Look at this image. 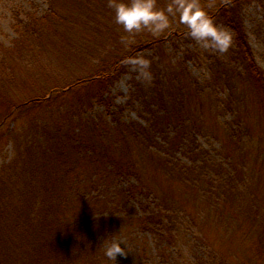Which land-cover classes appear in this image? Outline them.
<instances>
[{"label": "trees", "instance_id": "16d2710c", "mask_svg": "<svg viewBox=\"0 0 264 264\" xmlns=\"http://www.w3.org/2000/svg\"><path fill=\"white\" fill-rule=\"evenodd\" d=\"M67 1L87 9L93 19L121 2ZM252 1L264 19V0H208L203 12L184 15L194 24L214 20L231 32L226 50L223 45L208 50L210 68L225 95L239 86L254 91L255 107L242 104V96L227 101L232 110L247 108L263 120L264 30L254 31L260 39L256 48L245 23L246 4ZM68 18L53 0L44 12L28 10L16 17L11 51L27 65L24 78L6 62L13 55L6 54L9 46L0 45V264H115L104 248L106 238L118 234L150 264H264V198L251 190L256 177L247 175L245 166V150L255 136L235 112L225 125L234 144L225 140L213 149H225V160L217 156L221 149L207 154L198 142L193 103L195 90L202 89L185 64L194 52L174 63L164 55L146 62V70L133 76L125 105L111 97L132 54L163 46L165 37L188 40L190 25L181 18V26L164 27V36L137 35L127 50H81L94 63L74 76L62 72L65 59L61 66L58 57L57 69L42 64L54 51L46 50L47 42L64 39ZM78 51L65 50L66 58ZM128 105H137L139 119H124L122 108ZM179 162L184 165L178 167ZM157 164L172 181L196 185L202 177L212 189L217 183L226 187L234 204L223 201L224 212H210L207 228L217 227L215 220L224 225L220 240L228 249L216 247V232L201 230L200 213L192 220L195 216L158 188L150 176V166ZM239 237L245 247L238 253L230 248Z\"/></svg>", "mask_w": 264, "mask_h": 264}, {"label": "rangeland", "instance_id": "374dc122", "mask_svg": "<svg viewBox=\"0 0 264 264\" xmlns=\"http://www.w3.org/2000/svg\"><path fill=\"white\" fill-rule=\"evenodd\" d=\"M107 3L108 0H97ZM126 2H131V0H126ZM156 9L164 11L168 17V23L175 24L178 23L181 26V11L178 5H181L184 10V14L196 10L197 12H203L204 6L208 3V0H151ZM249 2L246 4L245 10V23L250 32V38L253 45L258 48L260 45V39L254 31L264 30V19L263 16L257 12V3ZM54 8L65 17L69 16V24L62 26L64 31V39L61 40L56 38L55 41L47 42L46 50H54L53 53H49L48 56L42 58V64L45 65L48 70L52 67L57 69L60 67L58 65L59 60L61 66L63 65V59L65 62V70L62 68V72L70 74L73 72L74 76L82 75L88 67L93 65V61L87 62L86 53L81 50H94L104 51L105 54H109L110 50H127L129 42L135 41L137 35L146 37L154 35H165V29H161L158 32L150 30L148 27H144L141 30H133L128 32L123 24L116 21V9L112 13H102L98 14V18L93 19V15L90 12L86 14L87 9L78 6L79 9L75 8L73 4H69L67 0H53ZM94 4V3H92ZM102 4V3H101ZM169 5H172V12H168ZM49 6V0H0V45L7 48L9 46L10 53L12 49V41L16 39L17 32L15 29L16 17L19 15L20 18L28 10L37 11L39 13L47 10ZM118 24L115 25V22ZM217 29L221 30L230 37V31L219 22L211 20ZM119 25V27H118ZM148 31L151 34H148ZM97 33V37H95ZM113 34V35H112ZM67 35V36H65ZM52 39V36H48ZM230 40V39H229ZM21 47V46H19ZM18 47V48H19ZM222 44L218 39H213L211 36L208 37H197L191 34L187 39H171L165 37L163 46H156L154 48L143 49L131 55L127 64L125 65L123 74L116 81L115 85L112 87L111 97L113 103L119 105H125L127 96L132 89V79L133 76H138L137 74H142L145 70L143 66L146 62L150 63L152 59L158 60L161 55H164L171 63L177 60L187 59V52H194L193 59L187 60L185 64L187 65L188 71L198 79L200 82V88L195 90V97L193 106L195 107L196 114L199 116L198 125L200 129L198 131V142L204 146L207 154L212 153L214 148H218L221 143L225 140L230 141L227 136L225 125L228 121L232 122L234 118V113L236 112L243 119H246L248 124L251 126L253 131V142H251L246 148V172L249 176L252 173L255 174V179L249 183L251 190L256 191L261 198H264V167L261 164L264 161V119L262 120L260 114L251 113L247 108H239L237 111L231 109L228 106V100L240 101L241 97L244 96L242 104L252 105L255 107L256 101L254 91L250 90L248 92L247 88H242L239 86L236 92L227 93L225 95L224 84L217 85V77H214V71L211 67V60L208 57V50H220ZM65 50H80L78 52H70L66 58ZM162 50V51H160ZM13 52V51H11ZM69 53V52H68ZM92 56V55H91ZM59 57V60H58ZM193 57V56H192ZM99 58L94 59L95 62ZM160 59V58H159ZM89 60V58H88ZM10 64V68H13L16 75H21L22 78L28 73L27 65L17 58L16 53L13 52L11 60L6 61ZM211 62V63H210ZM194 91V90H193ZM222 91V92H221ZM211 92H215L213 94ZM246 100V101H245ZM236 103V102H235ZM98 109H101L98 107ZM123 111V117L125 120H135L139 119L138 107L128 105ZM216 135L212 138L210 135ZM235 138H232L231 144H234ZM223 146V144H222ZM2 148V144H0ZM224 148V147H223ZM209 151V152H208ZM217 156L220 160H225L226 150L221 149ZM223 154V156L221 155ZM180 155V154H179ZM183 160L186 161L187 155L183 156ZM184 164L177 163L178 167H182ZM150 176H152L153 181L159 186L161 191L165 193V196L171 197L176 200L179 207L185 208L192 216V220L197 219L196 215H201L200 219H197V224L203 231L209 233L216 232L214 235V243L216 247L221 249H228L224 244L221 243L220 238L222 237V231H224V225L215 220L214 225L219 223L217 227H210L212 224L208 222L212 221L210 212H224L222 205H225L223 201L227 204L232 203L225 194L226 187H222L217 183L213 189L211 184H208L204 178L201 177V181L196 184L184 183L181 178L176 181H172V175L164 170L159 171V164L155 168L150 166ZM155 172V173H154ZM176 177V175L174 176ZM252 179V178H250ZM209 190V191H208ZM211 190V191H210ZM208 191V192H207ZM207 192V194H205ZM224 198H227L224 200ZM225 202V203H226ZM235 206L240 205V199L236 202ZM220 204V210H216V206ZM234 204V203H232ZM237 212V211H235ZM223 226V227H221ZM220 227V230L218 229ZM209 235V234H208ZM106 238V237H105ZM114 239H123L127 242V250L129 251L127 255L120 254L117 257L115 264H150L148 259L137 256L134 252L130 250V244L127 238L118 234L117 236H110L106 238V243ZM233 245L230 249L237 251L240 247H245V244L240 237L238 240L231 242ZM204 248V247H203ZM238 252V251H237ZM239 253V252H238Z\"/></svg>", "mask_w": 264, "mask_h": 264}, {"label": "clouds", "instance_id": "9594fccd", "mask_svg": "<svg viewBox=\"0 0 264 264\" xmlns=\"http://www.w3.org/2000/svg\"><path fill=\"white\" fill-rule=\"evenodd\" d=\"M116 8V20L123 24L128 32L133 30H141L148 27L154 32H158L168 25V17L164 11L156 9L151 0H121L113 5ZM181 11V18L185 23H188L192 28V34L197 37L211 36L213 39H218L224 47L227 48L230 37L227 33L217 29L211 20H205L202 24H194L188 16L184 15V10L181 5H178ZM172 5H169L168 12H172ZM127 242L123 239H114L106 243L104 255L111 260L117 261L120 254L127 255Z\"/></svg>", "mask_w": 264, "mask_h": 264}]
</instances>
